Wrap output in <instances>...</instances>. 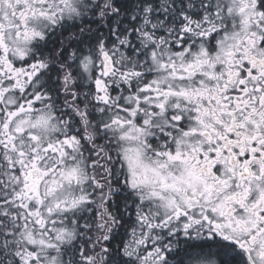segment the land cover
I'll list each match as a JSON object with an SVG mask.
<instances>
[{
    "label": "snow or ice",
    "instance_id": "1",
    "mask_svg": "<svg viewBox=\"0 0 264 264\" xmlns=\"http://www.w3.org/2000/svg\"><path fill=\"white\" fill-rule=\"evenodd\" d=\"M0 264H264V0H0Z\"/></svg>",
    "mask_w": 264,
    "mask_h": 264
}]
</instances>
